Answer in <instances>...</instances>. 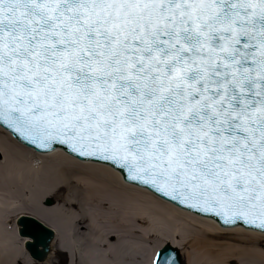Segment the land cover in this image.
<instances>
[{
  "label": "snow or ice",
  "instance_id": "1",
  "mask_svg": "<svg viewBox=\"0 0 264 264\" xmlns=\"http://www.w3.org/2000/svg\"><path fill=\"white\" fill-rule=\"evenodd\" d=\"M0 141L264 238V0H0ZM7 226L10 264L54 234L26 206Z\"/></svg>",
  "mask_w": 264,
  "mask_h": 264
},
{
  "label": "bare ground",
  "instance_id": "2",
  "mask_svg": "<svg viewBox=\"0 0 264 264\" xmlns=\"http://www.w3.org/2000/svg\"><path fill=\"white\" fill-rule=\"evenodd\" d=\"M0 156V264L19 254L7 221L25 206L41 212L56 234L42 264H150L147 241L159 239L179 250L185 264H264V238L226 233L207 218L129 187L108 170L11 141H0ZM30 260L27 254L25 264Z\"/></svg>",
  "mask_w": 264,
  "mask_h": 264
},
{
  "label": "water",
  "instance_id": "3",
  "mask_svg": "<svg viewBox=\"0 0 264 264\" xmlns=\"http://www.w3.org/2000/svg\"><path fill=\"white\" fill-rule=\"evenodd\" d=\"M51 204H52V202L50 200L47 201V203H46V205H48V206H50ZM53 233H54V231H53ZM54 238H55V233L49 237L48 246L47 247H43L42 246V247L36 248L34 250L35 255H32L30 253L31 257L33 259L37 260V261H41V257H43L42 262H45L48 259L49 255L51 253V252L48 251V248L52 247V242L54 241ZM168 251L169 252H174L176 254V258L182 262L181 257L179 255V252L176 249H174L172 246L169 245Z\"/></svg>",
  "mask_w": 264,
  "mask_h": 264
},
{
  "label": "rangeland",
  "instance_id": "4",
  "mask_svg": "<svg viewBox=\"0 0 264 264\" xmlns=\"http://www.w3.org/2000/svg\"><path fill=\"white\" fill-rule=\"evenodd\" d=\"M51 200V199H50ZM52 201V200H51ZM52 203H53V201H52ZM46 204V203H45ZM183 262H184V264H185V261H184V259H183Z\"/></svg>",
  "mask_w": 264,
  "mask_h": 264
}]
</instances>
